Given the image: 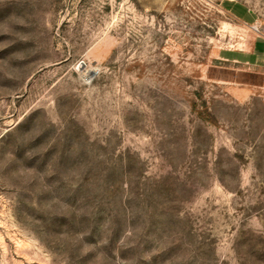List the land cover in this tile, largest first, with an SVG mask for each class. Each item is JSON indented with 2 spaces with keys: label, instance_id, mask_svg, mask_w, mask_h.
Listing matches in <instances>:
<instances>
[{
  "label": "rangeland",
  "instance_id": "374dc122",
  "mask_svg": "<svg viewBox=\"0 0 264 264\" xmlns=\"http://www.w3.org/2000/svg\"><path fill=\"white\" fill-rule=\"evenodd\" d=\"M254 42L264 0H0V264H264Z\"/></svg>",
  "mask_w": 264,
  "mask_h": 264
},
{
  "label": "crops",
  "instance_id": "0c3cea01",
  "mask_svg": "<svg viewBox=\"0 0 264 264\" xmlns=\"http://www.w3.org/2000/svg\"><path fill=\"white\" fill-rule=\"evenodd\" d=\"M240 6L243 10H245L252 19H247L244 15H242L240 12L236 11V6ZM224 8L228 10L232 15H234L237 19L244 23H252L256 20V14L248 8L244 3L232 1L227 2L224 5ZM264 53L262 50V47L260 45H257L256 42H254L253 48L248 51H228V52H220V55L218 56L221 59L227 60V61H233V62H249V60L257 61L259 59V56Z\"/></svg>",
  "mask_w": 264,
  "mask_h": 264
}]
</instances>
